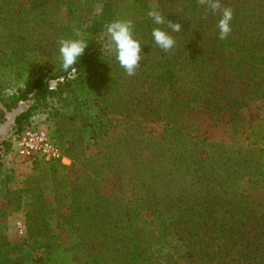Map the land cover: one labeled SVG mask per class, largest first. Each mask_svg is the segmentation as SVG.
Instances as JSON below:
<instances>
[{
	"label": "trees",
	"instance_id": "trees-1",
	"mask_svg": "<svg viewBox=\"0 0 264 264\" xmlns=\"http://www.w3.org/2000/svg\"><path fill=\"white\" fill-rule=\"evenodd\" d=\"M218 2L213 13L209 0H0V127L24 102L15 135L54 101L75 105L69 120L85 110V92L99 108L87 123L95 156L66 127L58 147L69 166L28 161L18 190L8 187L13 172H0L8 208L24 212L29 247L26 254L10 243L0 225V264H264V205L234 188L233 171L202 158L207 143L188 117L203 107L238 118L264 103V0ZM62 8L67 22L56 25ZM224 8L231 31L221 39ZM151 10L166 23L155 24ZM113 21L129 22L140 41L132 76L101 55L100 36ZM153 28L167 31L173 48L161 50ZM63 39L87 43L75 73L61 68ZM246 139L236 167L247 168L248 183L264 180V124ZM60 230L73 235L72 246L59 241Z\"/></svg>",
	"mask_w": 264,
	"mask_h": 264
},
{
	"label": "rangeland",
	"instance_id": "rangeland-1",
	"mask_svg": "<svg viewBox=\"0 0 264 264\" xmlns=\"http://www.w3.org/2000/svg\"><path fill=\"white\" fill-rule=\"evenodd\" d=\"M56 14L53 17L54 23L56 25H64L67 22V11L65 8L56 10ZM100 52L101 55L106 59H112L116 57L115 47L105 31L103 35L100 36ZM54 87L55 83H50ZM10 91H6L8 94ZM85 94V98L88 103L85 106V110L79 111V117H75L72 120L68 118L71 115L76 113V107L74 104L63 105L61 103L53 102L51 109H40L37 111L29 120L28 126L35 124L38 127L44 128L51 140L59 146L58 137L60 130L68 127L70 131L76 130L78 137L75 138V141H83L85 145V154L88 157H93L96 155V146L93 138V129L87 126L90 118L97 114L99 109L96 105V102H93L89 96ZM30 105V102L20 103L18 109L26 108ZM115 110L114 108H110ZM57 111L59 114H62L63 120L57 122L53 118V111ZM21 111V112H22ZM9 114V113H8ZM6 114V119L8 117ZM19 114V113H18ZM189 121L193 129V133L200 140H204L207 143V150L203 153V159L212 163L216 166V169L219 167L223 171L230 170L234 176V188L238 187L249 197L257 203L260 207L264 205V180H250L251 183H248L245 178H242L243 174L246 172L247 168L245 167H236V157L237 152L244 153L246 149L247 139L246 137L252 131V129H259L264 124V103L258 105L256 108L250 109V111L242 117L232 118L229 115L224 114H213L209 112L208 109L200 107L196 108L189 113ZM116 118H112V121H115ZM158 128V127H156ZM149 129L153 130V126H149ZM14 121L12 124L11 131L1 142L7 143L8 150H5V147L1 146L2 152L0 153V172L2 177L10 175V170L13 172L12 182L8 185L11 190H18L21 188L22 181L25 178L26 173L29 172L27 166V161H22L18 159L14 152L15 147H13V139L15 136ZM67 140H64V142ZM184 146L183 148H186ZM140 155V154H139ZM142 157V155H140ZM228 160V161H227ZM239 172L237 176L236 173ZM220 173V171H218ZM221 175H228V172H223ZM231 175V174H230ZM239 178V180H238ZM242 179V180H241ZM105 192H110L111 187L107 184L104 187ZM46 200L48 202L52 201V195L47 188ZM7 197L0 190V225L3 234L7 237L8 241L12 244H19L24 253L29 254L28 245L25 244V241L28 238L25 216L24 212L21 209L12 210L8 208ZM59 236V241L66 246H72L74 244L73 235L69 234L65 230H60L57 232ZM80 253V252H79ZM38 252H32L33 257H37ZM87 255L84 253L83 256Z\"/></svg>",
	"mask_w": 264,
	"mask_h": 264
},
{
	"label": "clouds",
	"instance_id": "clouds-1",
	"mask_svg": "<svg viewBox=\"0 0 264 264\" xmlns=\"http://www.w3.org/2000/svg\"><path fill=\"white\" fill-rule=\"evenodd\" d=\"M209 3L213 13L220 10L218 0H209ZM148 15L157 25L166 23L164 17L156 10L149 11ZM231 19V10L224 8L221 11V18L217 23L221 39L231 31ZM168 26L173 32H178L180 30L179 24L168 22ZM106 32L115 47L116 60L119 65L125 69L129 76L134 75L141 59V44L138 39L133 37L131 24L125 21H113L107 25ZM151 36L154 43L161 50L167 51L175 45L173 37L167 31L160 28H153ZM59 43V60L61 68L64 71L75 73L76 68L74 65L84 55L85 48L87 47L86 41L84 39H63Z\"/></svg>",
	"mask_w": 264,
	"mask_h": 264
},
{
	"label": "built area",
	"instance_id": "built-area-1",
	"mask_svg": "<svg viewBox=\"0 0 264 264\" xmlns=\"http://www.w3.org/2000/svg\"><path fill=\"white\" fill-rule=\"evenodd\" d=\"M15 156L22 161L59 162L69 166L71 161L65 157L58 145L50 138L48 132L31 124L23 132L14 136Z\"/></svg>",
	"mask_w": 264,
	"mask_h": 264
},
{
	"label": "crops",
	"instance_id": "crops-1",
	"mask_svg": "<svg viewBox=\"0 0 264 264\" xmlns=\"http://www.w3.org/2000/svg\"><path fill=\"white\" fill-rule=\"evenodd\" d=\"M23 109H18V110H15L13 111L12 113H9L8 114V117L6 119V123H4L1 128H0V131L3 130V128L5 127L4 129V133L3 135H0V143L5 139V137L9 134V132L11 131V128H12V124H13V121H14V118L15 116L20 113ZM2 152V149H1V146H0V153Z\"/></svg>",
	"mask_w": 264,
	"mask_h": 264
},
{
	"label": "bare ground",
	"instance_id": "bare-ground-1",
	"mask_svg": "<svg viewBox=\"0 0 264 264\" xmlns=\"http://www.w3.org/2000/svg\"><path fill=\"white\" fill-rule=\"evenodd\" d=\"M4 123H6V122H4ZM4 123H3V124H4ZM3 124L1 125V127L4 126ZM1 127H0V128H1ZM4 129H5V127L3 128V130L0 131V135H3V133H4Z\"/></svg>",
	"mask_w": 264,
	"mask_h": 264
}]
</instances>
